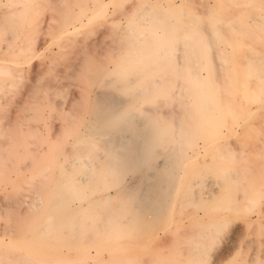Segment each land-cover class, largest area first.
<instances>
[{
	"label": "rangeland",
	"instance_id": "1",
	"mask_svg": "<svg viewBox=\"0 0 264 264\" xmlns=\"http://www.w3.org/2000/svg\"><path fill=\"white\" fill-rule=\"evenodd\" d=\"M17 1L0 0V68L9 69L0 72V264H264V0H148L177 28L178 48L153 66L131 55L128 32L148 23L137 14L146 0H105L102 17L92 0ZM207 32H215L211 55ZM123 63L169 79L158 84L168 87L159 89L165 97L140 99L164 137L150 163H168L172 175L150 213L123 194L140 193V169L78 187L71 176L80 167L63 166L97 94L112 88L86 75L115 76ZM175 76L190 84H174ZM170 85L180 87L176 97H166ZM98 222L109 224L101 231Z\"/></svg>",
	"mask_w": 264,
	"mask_h": 264
},
{
	"label": "bare ground",
	"instance_id": "2",
	"mask_svg": "<svg viewBox=\"0 0 264 264\" xmlns=\"http://www.w3.org/2000/svg\"><path fill=\"white\" fill-rule=\"evenodd\" d=\"M15 1H17V0H15ZM17 2H23L24 3V2H26V0H20V1L18 0ZM109 2L110 1H105V0H92L93 11L96 14H98L100 17L104 16L107 12L106 10H108L107 6H108ZM113 2H115V1H113ZM147 2H148V0H146V2H144L142 12L137 13V14L140 17H142V19L144 21H147L148 23H146V22L141 23L140 24L141 26L137 27L136 29L135 28H133V29L129 28L128 29L129 31L127 30L128 32L131 31L130 34L132 33V35L134 36L131 39V55H137L139 57H142L139 60L146 63V65H148V64L149 65L151 64L152 66L153 65H159V64L162 65L163 63H165L166 58H170L168 55L171 54L172 49L178 48L177 40L174 41V36L176 34L177 28L172 27L171 21L169 20V17L166 14H165L166 16H164V17L159 16L158 14H156V9L154 7L149 6V4ZM1 3H3V2H0V4ZM142 4H143V2H142ZM215 13H217V12H215ZM214 14L212 16L213 18H214ZM217 15L219 16L218 13H217ZM154 23L157 24V26L163 30L160 32L157 29H153L151 24H154ZM215 24L213 25V22H212V26L215 27ZM74 27H76V26H74ZM140 27H142V28H140ZM212 30L216 31L215 28H212ZM184 33H186V34L188 33L187 35H189V32H184ZM208 34H209V36H206ZM208 34H205V36L203 34V36L205 38H203L204 44H202V45L205 46V50H207L206 54L211 55V53H209V51H210L209 49L212 47L211 46L212 41L210 39L214 38L213 36L215 35V32H214V35H210V33H208ZM190 35H191V33H190ZM192 35H193L194 39L197 38L194 31L192 32ZM200 40H202V38ZM188 47L191 50H193L195 48L192 45L188 46ZM201 48H202V46H201ZM204 52L205 51H203V53ZM144 58H146V60H148V61L146 62L144 60ZM208 62H210V60ZM180 63H177V64L180 65ZM127 64L128 65L133 64V60L129 57H127L126 65ZM123 65H124V63H123ZM126 65H124L121 69L119 68L118 71H115V76L114 75H112V76L106 75V76L102 77L101 79L98 78L100 80L97 79L98 76L96 77V75L99 72V71L97 72V69L95 70L93 68V71L91 70L92 73L86 75L87 77H85V80L87 81V79H88L87 83H89V82L94 83V81L95 82L101 81V84L105 83L106 86L110 85V86H112V88H110L109 91H107V92H103L102 94H99V93L97 94V98L94 101L93 106H92V110H91L92 111L91 121L86 126V128L84 129L85 133H84V131H82L81 134L77 136V138L75 136V138H76L75 141H69V142H71L72 147L77 149V150H75L76 156H74L75 153H74V155H72L73 157L70 156L71 158L66 163H64L63 166L65 167L66 170H70V171H72L73 169H75L77 167H80V169H81V171H79L80 173L78 175H76L75 174L76 172L74 173L72 171V173H74V174H73V176H71L73 183L78 187L81 186V184H83V183H84V187L87 186L86 184L88 183L89 179H91L93 181L92 183H94V181L96 179L103 181L104 178H107L108 180H110V179L114 178V176H116V180H118V178L121 176L120 173L122 172L123 169H126V168L140 169L139 172H141V177L136 182L138 184V186L140 187V193L139 194L134 193L132 195L127 196L130 193H128V190L126 188L121 187L122 189L120 188L119 190H121V192L123 191V189H124V191H125V189L127 190L126 191L127 193H123V194L126 197L131 198V200H132L131 206L133 207V209L137 208V206H138L139 212L142 213L143 211L147 210L146 212L150 213V212H152L151 211L152 208L154 211L155 207H157V208L159 207V206H157L158 203L157 204H155V203L159 200L162 201L161 198H164V196L166 195L165 191H166L167 186L165 187V184L167 185L170 183L169 178H170L171 174L169 173V171L167 173L165 172V171L169 170L168 163L162 162L164 164L162 166V168L159 167L160 163H159V165L156 164L157 167L153 163L154 161L150 163V160H151V158H149L150 152L152 151V149L155 147L156 144L159 145L160 141L158 143V140H161L164 137L162 136V134H156V132H155L156 127H153L152 121L148 120V118H147V115H150L149 113L152 112L151 109H148V108L146 110L143 109L144 115H142V111L140 109L142 108L141 107L142 102H145V101H141L140 99H144L145 97L148 98V94H149V97L151 94H152L151 96H154V94H155V96L157 94L161 96L162 90H159V89H161L164 85H161V87H160V86H158V84H162L164 81H167V80L169 81V79L166 80V78L164 76L163 77L162 76H148L147 73L150 70H148L146 68L132 70V69L126 67ZM256 67H257V65H256ZM194 68H195V66H194ZM202 68L204 69V67H202ZM0 72L9 73V69H5V67L3 69L0 68ZM134 72L136 75H131V76L129 75V74H132ZM200 72H201L200 70L195 69V71H193V74H192V76L193 75L194 76L193 77L191 76V78H192L191 80L194 82L195 81L199 82L200 80H202L201 79L202 75L200 74ZM175 73H177L176 70H175ZM187 73H189V71H187ZM117 74L119 76H117ZM256 74H257V77L260 78L261 73L259 74V76H258L257 72H256ZM183 77L180 78L179 76H175V78L173 77L174 82L173 81L172 82L174 84H175V82L182 83V81L185 80V82L190 84V82H188L189 80H186L189 78V75L185 76L186 79L184 78V80H182ZM257 77L255 76V78H257ZM261 78H262V76H261ZM170 79L172 80V78H170ZM205 82H207V81H205ZM208 82H210V80H208ZM208 82H207V84H208ZM257 82H258L257 84L259 85L258 79H257ZM155 84H156V86H155ZM170 86H169V88H171V90H167L168 93H167L166 97H168V96L173 97L175 95L177 96V94H179L180 91H177L175 89V87L178 88L179 86L178 85L177 86L170 85ZM193 86H195L197 90L201 87L198 83L194 84ZM156 87H158V88H156ZM166 87L167 86L163 87L164 93L166 91L165 89L168 88V87L167 88ZM195 87H193V89L192 88L191 89L194 90ZM256 87L258 89L259 86H256ZM256 87H255V89H256ZM0 88H2V86H0ZM155 88L158 90V93L155 92ZM189 88H190V86H188V89ZM212 88L213 87L211 86V89ZM201 89H204V88H201ZM209 89L207 90V93L202 91L205 98H210V97L212 98V96H211L212 90L210 91ZM255 89H252V91ZM259 89H260V87H259ZM259 89L257 90V92L253 91L254 94L258 93ZM119 90L121 92H123L122 93V94H124L123 97L117 96V95H121ZM200 93H201V91H200ZM163 97H165V95ZM203 98L204 97H202V99ZM210 101H211V99H210ZM209 104H210V102H209ZM167 138L171 141V135H170V137H167ZM81 147H84V148H81ZM162 153H164V152H162ZM165 153H167V152H165ZM160 154H161V152H160ZM167 155H168V153H167ZM155 169H157L156 171L159 170L158 175H155L156 173L153 174L152 171H154ZM163 169H164V171H163ZM70 171H69V176H70V174L72 175V173H70ZM85 181H87V183ZM100 181H97V182L99 183ZM97 182H96V184H97ZM63 183L66 184L65 182H63ZM63 183L61 184L64 187L63 189H67V190L72 189L69 187H68L69 189L65 188ZM74 184L72 185V187L74 186L75 187L74 189H76V186ZM137 184H135V185H137ZM162 185H164V186H162ZM60 187H62V186H60ZM97 187L99 188V186H97ZM67 190H65V191L68 192ZM71 191H73V189ZM57 192H56V195H58V193L60 191L58 193ZM62 192L59 194V196L62 194ZM64 193H63V195H64ZM72 194H73V192H72ZM75 194H76V192L73 195L75 196ZM84 195H85V193H84ZM81 197H78L79 201L81 200ZM112 197H113V195L111 193H108L105 195L104 199L107 200V199H111ZM73 199H74V197H73ZM38 203H39V201H36V203H34V204H38ZM74 203H77V202H74ZM98 206H99L98 201H95L93 206H89L87 209H90V211H92V209H95ZM103 208L104 207H102V209ZM84 210H85V208H84ZM80 213L77 216L79 218L82 217V213L81 214ZM111 218H113V220L111 221V226L115 227L117 225V221L115 220L114 217H111ZM63 221L66 222V220H63ZM48 222H49V220H48ZM74 223H72V224H74ZM86 224L89 225L90 222L87 220ZM106 224H109V223L98 222L97 226L102 231V230H105L104 228H105ZM0 242H1V240H0ZM195 247L196 248L201 247L198 244V241H196Z\"/></svg>",
	"mask_w": 264,
	"mask_h": 264
}]
</instances>
